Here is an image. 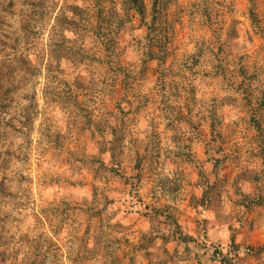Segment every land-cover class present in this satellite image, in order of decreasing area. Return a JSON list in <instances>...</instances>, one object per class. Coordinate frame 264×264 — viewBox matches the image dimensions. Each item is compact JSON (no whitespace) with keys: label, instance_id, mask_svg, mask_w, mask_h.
I'll return each instance as SVG.
<instances>
[{"label":"rangeland","instance_id":"obj_1","mask_svg":"<svg viewBox=\"0 0 264 264\" xmlns=\"http://www.w3.org/2000/svg\"><path fill=\"white\" fill-rule=\"evenodd\" d=\"M137 1L0 0V264H264V0Z\"/></svg>","mask_w":264,"mask_h":264},{"label":"trees","instance_id":"obj_2","mask_svg":"<svg viewBox=\"0 0 264 264\" xmlns=\"http://www.w3.org/2000/svg\"><path fill=\"white\" fill-rule=\"evenodd\" d=\"M137 2L138 1L135 0L136 4H137ZM155 8H156V4H155ZM139 10H140V7H139ZM25 52L26 51H23V52L19 53L18 56L14 57L13 59H10V62H9L10 64L8 63L5 70H3L2 67L0 68V92L2 91V88L5 87L6 83L9 82L10 78L13 76V74H15V72L19 71L21 68H24L25 71L29 70V67L32 65V61H31L29 55H27V53H25ZM14 62L21 64V68H15L13 66ZM10 91L11 90L9 88H7L4 91L5 95H7L8 92L10 93Z\"/></svg>","mask_w":264,"mask_h":264}]
</instances>
